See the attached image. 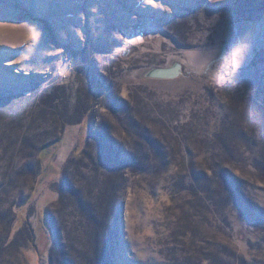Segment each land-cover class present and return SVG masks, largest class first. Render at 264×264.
Wrapping results in <instances>:
<instances>
[{
  "label": "rangeland",
  "instance_id": "374dc122",
  "mask_svg": "<svg viewBox=\"0 0 264 264\" xmlns=\"http://www.w3.org/2000/svg\"><path fill=\"white\" fill-rule=\"evenodd\" d=\"M0 264H264V0H0Z\"/></svg>",
  "mask_w": 264,
  "mask_h": 264
},
{
  "label": "trees",
  "instance_id": "16d2710c",
  "mask_svg": "<svg viewBox=\"0 0 264 264\" xmlns=\"http://www.w3.org/2000/svg\"><path fill=\"white\" fill-rule=\"evenodd\" d=\"M61 141H62V139L59 138V139L54 140V141L51 142V143L46 144V145L41 149V151L39 152L38 157L40 158V155L43 154V151H44L46 148L50 147L52 144H57V143H58V144H59L58 146H60ZM56 148H57V147H56ZM19 210H20V208H19ZM17 215H18V213H17Z\"/></svg>",
  "mask_w": 264,
  "mask_h": 264
}]
</instances>
